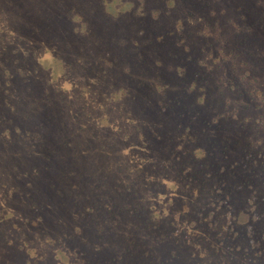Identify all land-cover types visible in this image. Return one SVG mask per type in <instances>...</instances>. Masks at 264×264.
Returning a JSON list of instances; mask_svg holds the SVG:
<instances>
[{
  "label": "rangeland",
  "instance_id": "374dc122",
  "mask_svg": "<svg viewBox=\"0 0 264 264\" xmlns=\"http://www.w3.org/2000/svg\"><path fill=\"white\" fill-rule=\"evenodd\" d=\"M133 2L0 0V264H264V0ZM121 87L99 128L87 101Z\"/></svg>",
  "mask_w": 264,
  "mask_h": 264
},
{
  "label": "snow or ice",
  "instance_id": "6c2138e0",
  "mask_svg": "<svg viewBox=\"0 0 264 264\" xmlns=\"http://www.w3.org/2000/svg\"><path fill=\"white\" fill-rule=\"evenodd\" d=\"M101 3L104 4V12L108 13L110 15V17H112L113 19H118L119 17H121L122 15L131 12V10L135 7V4L133 2V0H100ZM175 2L176 0H169V4L170 7H174L175 6ZM131 5V7H124L125 5ZM109 6H111V11H108ZM138 15L142 14V13H137ZM75 19L76 21H80L81 16L80 15H75ZM76 26V25H75ZM183 28V23L182 21L178 22L177 24V30H182ZM207 36L211 35V33H206ZM49 47H51V45H49ZM36 58H37V63L40 67V69L43 70L44 74L46 77L49 78V82L50 84H57L58 82L60 83V86L64 89V92L66 94H74L75 92H79L80 90V86L79 84L75 85V89L73 86V77L71 75L70 72H67V70H60L58 72H54L53 68L56 67V61L53 59V53L47 51V49L43 48L40 46L39 51L36 53ZM67 59V58H65ZM209 60H211V57L209 58ZM0 69H3V65H0ZM125 71H127V69H125ZM251 76V73H248V75L245 76V80L248 81L249 78ZM251 83L253 85L258 84V81L256 80H252ZM97 85L96 81H93L90 84V89L92 90V86ZM93 92V91H92ZM254 96L261 102L262 105H264V88H256L253 91ZM87 95V93H86ZM109 96L111 97V99L107 100V104L110 106L112 104L113 101H117V102H121L123 101V99L127 96V93L124 92L123 88H118V89H112L109 93ZM204 96V95H201ZM69 99H71V95H69ZM88 104L93 108L95 107V109L97 110V116L101 117L102 119L99 121V128H112L113 127V123L112 120L110 122L109 120V116L107 115V113L109 112V107H105V103H101L99 102L94 96L92 98V100H88L87 101ZM202 104L204 103V101L201 102ZM119 104V103H117ZM234 118H236V114H234ZM130 139V138H128ZM125 149H128L127 153L125 155H128L129 152L132 151L131 147H128L126 145ZM199 158H202L203 155L198 156ZM168 181H173V180H169V179H163V183L165 188H167L168 190L170 189L168 187ZM173 191V189H171ZM166 198V197H164ZM0 207H2V205H0ZM2 214V213H0ZM156 219H160L161 218V214L155 217ZM79 228H76V231L79 232ZM52 234L51 232L45 233L43 235V237L41 238H47V237H51ZM53 246H58L55 244L54 241L51 242Z\"/></svg>",
  "mask_w": 264,
  "mask_h": 264
},
{
  "label": "clouds",
  "instance_id": "9594fccd",
  "mask_svg": "<svg viewBox=\"0 0 264 264\" xmlns=\"http://www.w3.org/2000/svg\"><path fill=\"white\" fill-rule=\"evenodd\" d=\"M117 2H118V0H117ZM102 4H103V3H102ZM168 5H169V7H170L169 0H168ZM104 7H105V6H104V4H103V9H104ZM124 7H131V5H130V4H129V5H125ZM142 8H143V0H141V7H140L139 9H137V13H142ZM111 10H112V9H111V6H109L108 11H111ZM153 15H154V17H155L156 15H158V13L154 12ZM192 23H194V21H192ZM4 32H7V33H8V37H9V38L16 36L15 31H13L12 29H10V28L7 26L6 21H5L3 24H0V33H4ZM16 50H17V49H15L14 51H16ZM38 51H39V50H33V51L31 52V55L34 56L37 65H38V63H37L36 53H37ZM29 54H30L29 51H28L27 53H25V57H27ZM38 66H39V65H38ZM37 69L42 70V69H40V67H38ZM5 72H7V69H5ZM97 85H98V84H97ZM88 87H90V85H88ZM93 93H94V97H96V96H97V93H96V92H93ZM108 97H109V92H105V93L102 94V100H101V99H97V98H96V99H97L99 102H101V103H105V104H106V103H107V100H108ZM93 108L95 109V107H93ZM108 114H109V113H107V115H108ZM125 122H126V123H129V124H132L131 122L126 121V120H125ZM119 123H120L119 120H117L115 123H113V127H112L111 129H112L114 132H119V131H120ZM4 135H6V136L8 135L7 131L4 133ZM124 139H128L127 135L124 137ZM127 151H128V149H124V150H123L124 154H126ZM196 155H197V156H201V155H203V153H201V152L198 150V151L196 152ZM149 179H151V177H149ZM167 183H168V187H169L170 189H173V191L171 192V196H175V195H176V189H177L178 185H177L174 181H168ZM171 196L168 198V204H169V205L173 203V201H172V199H171ZM164 197H165L164 194H160V195H159V200H160L161 202H163L164 199H165ZM183 211H184V212H187V211H188L187 206L184 207ZM160 214H161V212H160L159 210H154V212H153V217L155 218L156 216H158V215H160ZM168 214H169V213H168V207H167V205H166V206L164 207V210H163V215H164V216H167ZM180 215H181L180 212H177V213H176V220H177V221H179ZM155 219H156V218H155ZM185 226H187V223H185L184 225H181V227H185ZM13 227H15V225H13ZM187 227H188V230H189V232H190V231H191V227H190V226H187ZM21 241H22L21 247L27 249V252H28V254H29L30 257H34V256H35V248H36V247H29V242L26 241V240H24V237H23V236L21 237ZM8 243L11 244L12 241L9 240ZM201 255H203V253H201ZM29 264H30V262H29Z\"/></svg>",
  "mask_w": 264,
  "mask_h": 264
}]
</instances>
